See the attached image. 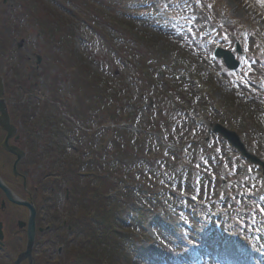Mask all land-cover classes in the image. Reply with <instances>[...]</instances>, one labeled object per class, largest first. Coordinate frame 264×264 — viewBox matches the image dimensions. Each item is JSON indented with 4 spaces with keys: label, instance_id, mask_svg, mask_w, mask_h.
<instances>
[{
    "label": "rangeland",
    "instance_id": "obj_1",
    "mask_svg": "<svg viewBox=\"0 0 264 264\" xmlns=\"http://www.w3.org/2000/svg\"><path fill=\"white\" fill-rule=\"evenodd\" d=\"M14 1L16 5L19 3L18 0ZM41 2L34 12L36 14H33L34 18H39L41 25L37 19L31 20L28 15L23 18L19 15L21 18L6 17L5 25L17 28L13 32L16 43L22 37L26 38L24 52L38 51L39 46L45 47V52L48 51V55L43 53L46 61L42 75L46 78L54 76L59 80L58 89L50 91L49 97L54 99L51 101L55 104L51 107V113H48L64 119V129L69 133V139L65 138L69 145L80 143L77 147L87 146V165L90 167L87 166V173H91V178H98V183L109 182L111 178L132 179L137 180L133 184L142 188L140 195L135 189V192L129 194L130 199H137V206L131 207L133 211L130 213L123 212V216L115 223L121 229V234L128 237L121 242L124 253L129 256L127 259L124 255L118 256L117 264H220L216 259L222 255L219 240L232 237V233L227 230L238 221L236 219L239 216L241 219L236 222L242 227L239 230L247 233L248 238L254 233L250 243L254 239L259 240L264 233V212L259 210L255 214V210L264 207L261 167L242 158L216 132L208 140L201 130L193 137L195 143L186 145L184 149L180 142L192 131V118L198 115V109L209 107L204 104H210V117L206 122L204 119L203 123L207 127H213L217 122L223 123L225 127H240L242 133L238 132L245 147L264 160V0ZM6 7L0 0V14H4ZM46 8L55 16V21L62 18L69 20L68 28L75 34L69 44L61 43V46L56 43L57 36L54 42L47 41L43 29ZM114 19L121 23L117 24ZM131 23L133 31L128 26ZM210 27L214 28L211 34L214 45L228 49L234 46L236 40L243 44L244 53L237 55L242 62L240 68L230 71L222 60L217 65L208 62L207 47L202 46L200 36L205 35L204 32L210 30ZM139 33H145L147 38L143 39ZM155 41L158 47L153 51L149 49L148 42L150 45ZM184 54L189 55L191 63L185 58V62L180 65L179 61ZM187 64H190V69L186 68ZM70 65L77 66V73L67 70ZM84 65L91 68L92 77L100 79L97 86L88 80L87 75L80 73ZM211 68L219 76L213 82L212 93L203 94L210 87L202 82L195 84V78L191 76L195 70L207 75ZM32 73L36 74L34 71ZM206 75L202 77L203 80L211 82ZM67 78L69 81L66 82ZM73 79L80 84L81 95L72 92L78 89L73 85ZM127 91L131 96L125 95ZM234 96L235 100L230 102ZM111 113L115 119L111 118ZM49 117L46 114L42 122ZM247 118H253L257 127L246 126L249 123ZM40 126L41 130H54L45 124ZM80 127L87 128L86 139ZM125 132L130 133L131 138L120 140L119 136H114V133ZM141 134H145L143 136L148 141L140 148L137 141L142 140L139 138ZM117 139L120 141L116 143ZM30 147L31 152H38L36 141ZM135 147L144 150L138 160L133 158ZM125 150L128 157L124 154ZM150 152L156 153L153 161L148 158ZM72 153L71 150L70 155ZM186 163L191 167L181 173V165ZM2 164L0 162V166ZM0 172L3 178L9 179L5 168L0 167ZM224 174H227L231 182V191L226 194L224 201L215 203L217 183ZM110 189L109 185L107 190ZM19 190L26 195L23 189ZM144 191L151 194L144 195ZM251 193L259 198L258 202L252 201ZM146 197L152 198L148 200ZM155 199L163 208L155 206L149 211L148 206ZM196 201H200L202 206L197 207ZM7 206L9 215L0 211V221H3L5 232L2 242L7 247L2 249L0 246V264H11L27 249V245L25 249L24 245L20 246L19 240L26 241L27 232L20 230L18 221L28 222V208L8 203ZM137 211L147 213L143 215L145 219L137 218L133 224ZM207 211L210 214L205 219ZM197 213L204 217L199 219ZM144 221L146 231H155L154 237L144 233L139 225ZM200 223L203 227L198 226ZM216 227L218 230L213 232ZM37 235L35 232L30 250L32 255ZM227 239V252L232 257H238V249L231 241L232 238ZM193 242H199L203 248L212 244L215 248L212 251L214 258L206 254L205 260L191 259L187 246ZM256 250L254 259L249 261L241 258L242 261L264 264V242ZM100 252L102 256L104 251ZM99 258L102 261L106 257ZM47 259L38 260L34 264H49ZM27 260H22L20 264H26Z\"/></svg>",
    "mask_w": 264,
    "mask_h": 264
},
{
    "label": "flooded vegetation",
    "instance_id": "obj_2",
    "mask_svg": "<svg viewBox=\"0 0 264 264\" xmlns=\"http://www.w3.org/2000/svg\"><path fill=\"white\" fill-rule=\"evenodd\" d=\"M2 4L5 7L8 4L9 6L6 7L4 14H0V19L4 17L1 21L2 24H0V36H2V41H0V105L5 106L9 115V124L13 130L10 135V132L0 124V162H3L0 167L5 168L10 177L5 179L0 176L13 197L25 201L26 204H19L10 200L7 193L0 187V211L9 215L7 203L28 208V219H30L31 214L29 205L35 211L34 230L38 235L35 239L33 262L31 263V260L28 259L26 264H34L38 260L42 259L41 261H44L47 258L51 261L48 259L46 261L49 264L52 263L53 258L51 257L54 253L48 250L41 256V248L44 244H52L55 234H57V239L63 241V243H59L57 250L54 251L59 259H55L56 261L53 264H56V262L57 264H75L69 259V250H71L69 247H74L76 243L80 245L82 242L81 247L85 249V236L82 229L73 227L72 221L74 218L72 219V216L69 219L65 218V212L68 209L66 207L69 206L74 216L80 206L78 202L83 203V207L87 205L85 196L87 188L83 186V175L87 170V163L81 160L76 161L74 155L77 151V145L80 143L71 146L66 141L69 133L64 129V119H59L54 113H48L55 104L51 101V99H54L50 98L49 94L52 92L51 90L58 89L59 84L57 83L59 80L54 76L46 78L42 75L46 60L41 50L24 52L27 45L24 37L20 39L19 43H16L13 32L17 28L13 29L5 24L7 23L6 17L10 19L18 15L16 11L13 12L14 4L11 3V0H2ZM32 71L36 74L33 75ZM67 81H69L68 78ZM46 114L50 117L42 122ZM0 115H2L1 108ZM41 124H45L47 128H53L54 130L44 128L41 130ZM82 129L83 132L82 130L80 132L86 139L87 128L82 127ZM34 141L37 142L39 147L36 154L31 152L32 147H30ZM70 142L72 143V140ZM49 145H54V147L50 148ZM71 150L73 153L70 155ZM82 159L85 160V157ZM75 167H79V170ZM59 176L61 179L56 180L55 177ZM75 182L79 183L77 191L74 187ZM19 188L23 189L26 195ZM36 220L38 224H36ZM47 221L53 224L48 230L44 229ZM83 222L86 223L85 217ZM0 223H2L3 238L1 241H3L5 238L3 221H0ZM18 227L20 230L27 232L26 241L19 240L20 246L24 245L25 249L28 242L29 220L28 222L19 220ZM71 231L77 233L75 242L70 241L67 238L68 236L64 235V233L70 234ZM48 237L49 241L44 240ZM1 245L2 249L3 247L7 248L4 242ZM4 253L2 255L6 254ZM16 260L17 258L14 259V261ZM14 261H12L13 264H15Z\"/></svg>",
    "mask_w": 264,
    "mask_h": 264
},
{
    "label": "trees",
    "instance_id": "obj_3",
    "mask_svg": "<svg viewBox=\"0 0 264 264\" xmlns=\"http://www.w3.org/2000/svg\"><path fill=\"white\" fill-rule=\"evenodd\" d=\"M32 3H33L32 4L33 7H36V4L34 2H32ZM43 9H45L44 6H43ZM47 14H49L53 18H51V20H50V16L46 15L45 16L46 20L43 23L51 25V28L49 29V31H50V33H52L54 38L57 35V38L59 39L60 43H65V40H70L72 35H71V33L67 32V31H69V29L68 30L64 29L63 19H59V21H55V16H53V14L50 13L49 10L47 11ZM116 22L121 23V21H118V20H116ZM122 24L126 27V25L123 22H122ZM57 26H60L61 28H59ZM128 26L130 27L131 31H133L132 30V28H134L133 24L131 23ZM139 35L142 36L143 39L147 38L145 33H139ZM148 47L153 48V49L158 47L157 42L155 41V43H151L150 45L148 42ZM170 48H172V47H170ZM173 50H175V49H173ZM180 61L183 62L182 60H180ZM186 68H189V66L187 65ZM91 71H92L91 68L89 66H87L88 80L90 79L91 82H94L96 85V83H98V80H100V79L98 77H95V78L92 77ZM233 98L230 100V102H233L235 100V96ZM231 104L232 103H230V105ZM146 141H148V139H146L144 142L142 141L141 144H147ZM117 142H118V139H117L116 143ZM138 142H140V141H138ZM141 144H140V146H142ZM148 144H149V142H148ZM132 153H133V158H136V159H138V156L142 154L141 152H138L136 149ZM124 154L127 157L129 156L126 150H125ZM148 158L151 161H153L156 158V156L151 157V155L149 154ZM106 183H108V182H106ZM96 184H97V182L95 181V183H92V185L90 183H87V185H86L92 191V192L87 191V194H92V198H90V197L87 198V205L93 206V208L96 211L95 215H94L95 218L93 220H90V221L87 220V226H86L87 227V237H86L87 238V247H86L87 248V257L86 258L89 260L88 264H93L92 262L90 263V261H91V258L95 257L99 260V261H96L99 264V262H100L99 257H101L100 251L102 250V252L104 251L103 254H105V256L108 257L110 264H117V259H119L118 256L124 255L126 259L129 257V256H126V254L124 253V248H123L124 245L121 242L122 240L125 241V238H128V237L122 235L121 232H117L114 229V223H116L115 220H119L120 219L119 217L121 216L120 212L118 211V208L121 206L120 204H122V203H120V201H119L120 199L107 198L105 195L106 190L99 183L97 185ZM125 189L126 190L121 195L123 196L124 199H126L127 197L129 199V194H130L131 190L129 187H126ZM88 202H91V203L88 204ZM137 213L140 214V212H137Z\"/></svg>",
    "mask_w": 264,
    "mask_h": 264
},
{
    "label": "water",
    "instance_id": "obj_4",
    "mask_svg": "<svg viewBox=\"0 0 264 264\" xmlns=\"http://www.w3.org/2000/svg\"><path fill=\"white\" fill-rule=\"evenodd\" d=\"M222 55H224L227 63L229 64V67L231 69H234V68L237 67V65H235L236 63L233 64L231 57L228 56V54H226V52L225 53L222 52ZM0 108H1V111H2V115H0V124L2 125V127L4 129H6L7 131H9L10 132L9 134L11 135V132H12L13 128L9 124V118H8L9 115H8V113L6 111L5 106L2 105ZM217 130H220L222 132V134L225 136V138L229 139L239 150H241L243 152V154H245V156L250 157V158H253L251 155H249L247 153V151H246L243 143L241 142L240 138L237 137L238 135L236 133L231 132V131L226 130V129H222V128H218ZM20 153L22 154V152H20ZM0 187L3 188L2 190H4L7 193L8 197L10 198V200H13V201H15V202H17L19 204H22V203L26 204L25 201L23 202L21 200L15 199L13 197L11 191L9 190V188L6 187V185L3 183L2 180H0ZM29 208H30V211H31L30 219H29L30 220L29 221V231H28V234H29L28 235L29 236V246H28V250H26L25 253L23 252V254L20 256L19 261H21L22 258L23 259L26 258L27 256L31 258V252H30V250H31V247L33 245V239H34V230L33 229H34V226H35V211H34L33 207H31V205H29ZM2 238H3V233H2V224H1L0 225V240ZM19 261H17L18 264H20Z\"/></svg>",
    "mask_w": 264,
    "mask_h": 264
}]
</instances>
